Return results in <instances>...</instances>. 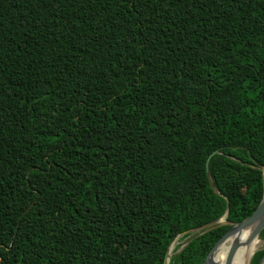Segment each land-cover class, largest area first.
Returning <instances> with one entry per match:
<instances>
[{"label":"trees","instance_id":"1","mask_svg":"<svg viewBox=\"0 0 264 264\" xmlns=\"http://www.w3.org/2000/svg\"><path fill=\"white\" fill-rule=\"evenodd\" d=\"M263 166L264 0H0V264H203Z\"/></svg>","mask_w":264,"mask_h":264},{"label":"water","instance_id":"2","mask_svg":"<svg viewBox=\"0 0 264 264\" xmlns=\"http://www.w3.org/2000/svg\"><path fill=\"white\" fill-rule=\"evenodd\" d=\"M207 163H208V159L206 160V168H207ZM262 171V182H263V194L262 197L258 203V205L256 206V208L248 215L246 216L244 219H242L239 222H235L233 225L230 226L229 229H227L218 239L217 241L213 244V246L210 248L209 252L206 255L205 260L203 261V264H217L213 257V251L216 249V247L223 242L224 240H226L227 238H229L230 236H232L233 234H235L238 230L242 229V228H246V227H250L252 226V230L249 236V239H252L254 237H257L259 235V233L261 232V230L264 228V166L261 169ZM224 218L225 215H223L222 217H220L219 219L210 222L208 224L202 225L200 227H196L194 229H190V230H186L184 232H182L181 234H179V236L187 234V233H192V232H196V231H201L202 229H205L207 227H211V226H215L219 223H223L224 222ZM179 236H176L173 241L170 243V245L177 240V238ZM263 241V254L259 260L258 264H264V239H261ZM168 246L166 252H165V256H164V261L163 264H167V254H168V250L169 247ZM184 244H182L177 250H179ZM238 245L237 241H232L230 243L226 258H225V262L223 264H228L230 261V258L234 252V250L236 249ZM176 250V251H177Z\"/></svg>","mask_w":264,"mask_h":264},{"label":"bare ground","instance_id":"3","mask_svg":"<svg viewBox=\"0 0 264 264\" xmlns=\"http://www.w3.org/2000/svg\"><path fill=\"white\" fill-rule=\"evenodd\" d=\"M252 230V226L242 228L238 230L235 234L221 242L216 249L213 251L212 257L215 259L216 255L220 252L219 256L216 259L217 264H223L225 262V258L230 246V243L232 241H237L238 245L236 249L234 250L230 261L228 264H249V261L251 257L254 255V253L263 245V241L257 236L252 239H249L250 233ZM177 244V240H175L168 250L167 254V264L169 263V260L174 252V248ZM224 246L222 250L218 251V249ZM218 251V252H217Z\"/></svg>","mask_w":264,"mask_h":264},{"label":"rangeland","instance_id":"4","mask_svg":"<svg viewBox=\"0 0 264 264\" xmlns=\"http://www.w3.org/2000/svg\"><path fill=\"white\" fill-rule=\"evenodd\" d=\"M261 231H262V230H261ZM192 233H193V232H192ZM260 233H261V232H260ZM260 233H259L258 237H259L260 239H263V238L260 236ZM225 247H226V245H225ZM262 251H263V248L260 247V248L254 253V255L251 257V259H250V261H249V264H258V261H257L255 258H256L257 253L262 252Z\"/></svg>","mask_w":264,"mask_h":264}]
</instances>
